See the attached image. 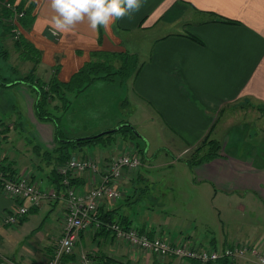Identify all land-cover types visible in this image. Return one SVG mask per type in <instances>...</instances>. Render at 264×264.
Listing matches in <instances>:
<instances>
[{"label":"crops","instance_id":"obj_1","mask_svg":"<svg viewBox=\"0 0 264 264\" xmlns=\"http://www.w3.org/2000/svg\"><path fill=\"white\" fill-rule=\"evenodd\" d=\"M20 1L22 0H15L16 3ZM24 1L27 5H34V20L30 29L23 30L22 35L40 52L36 75L43 80L48 79L53 68L58 65L57 78L61 82H67L90 59L89 54L94 51L141 54L145 39L144 35L139 38L140 34L153 32L147 55L140 62L142 66L125 84L128 85L143 120L156 121V125H159L155 128V135H158L159 140L161 141L160 133L166 130L172 140L176 139L184 145L179 153L188 148L194 151L206 135L213 134L217 120L226 110L223 109L225 106L239 101L264 106V0H141L138 10L114 18L108 25L98 26L95 30L90 27L87 18L68 29L58 30L51 19L54 10L50 0ZM173 26L180 28L168 31ZM48 30H55L57 36L50 35ZM19 63L32 67L28 61ZM99 83L102 86L124 84L96 81L89 87ZM6 89L20 97L25 112H20L16 124L12 122V118L7 121L3 119L2 116L6 115L0 112L1 130L4 127L9 129L0 135V166L13 176L29 175L39 190H52L56 193V198H45L17 226H9L2 222L1 217L14 201L0 191V264H46L61 236L66 187L59 180H54L51 166L55 163L45 162L41 155L35 157L32 147L38 145L41 149L39 154L44 150H54V127L49 122L43 123L35 119L32 110L34 96L33 93L32 96L29 94L28 87L16 85ZM126 93L128 95V90ZM16 110L19 113L17 108ZM22 115L27 123L25 127L28 129V136H23L21 132L22 125L24 126ZM123 122H128L138 130L126 119L119 120L116 124ZM224 126L227 131L232 129L229 133L224 132L227 133L224 144L227 149L230 148L227 155L221 152L220 160L196 165V172H200L203 179L210 182L218 173L221 178L227 175V184L223 189L228 194L253 192L264 198V164L255 165L254 159L256 153L264 150V134L258 131L253 134L251 129L246 132L244 120L233 122L227 119ZM100 128L104 129H82L72 137L63 133L62 135L67 139L85 138L106 132L112 127L104 125ZM21 136L26 145L21 148L28 150L19 153L15 149L13 151L12 147L21 140ZM141 136L148 142L145 134ZM10 140L14 144L8 149L7 142ZM246 143L249 151H245L244 146L238 148ZM123 144L124 142L122 145H115V152L111 146L102 149L98 146L87 147L78 156L90 155L96 151L98 155L94 154L92 157L103 162V155L104 159H108L121 153ZM141 149L147 156L145 149ZM145 162L142 161L141 166H145ZM134 172L126 173L120 180L122 199L100 203L96 218L102 224L119 221L126 228H135L149 238L161 235L170 240L192 241L201 247L213 249L236 242L243 243L236 239H221L222 245L219 246L215 239L210 238L203 243L201 237L195 233L196 229L190 232L185 228H174L172 231V220L176 217L170 218L154 212L148 215L134 213L141 196L151 193L146 184L152 183L150 176H137L136 173L132 174ZM72 179L80 192L94 186L98 181V177L87 172L72 175ZM141 186L144 187L139 188ZM137 192L141 194L138 197ZM153 194L155 201L164 195L160 192ZM246 242L255 244L254 237L251 236ZM81 253L87 255L90 264H199L189 259L158 257L149 251L134 248L116 239L114 233L105 227L96 229L94 221L86 232L79 233L75 252L64 264H79ZM228 263L256 264V259L249 258L247 262L243 259L228 260Z\"/></svg>","mask_w":264,"mask_h":264},{"label":"rangeland","instance_id":"obj_2","mask_svg":"<svg viewBox=\"0 0 264 264\" xmlns=\"http://www.w3.org/2000/svg\"><path fill=\"white\" fill-rule=\"evenodd\" d=\"M0 6H5L4 1L0 2ZM12 25L16 28L14 32L16 34L22 35L23 30L27 31L19 26L16 18L12 19ZM179 28L180 26H173L169 28L168 31H176ZM52 31L53 30H48L50 35H52ZM1 32L0 29V33ZM151 33L153 32L141 33L139 36V38H142V35H144L145 39L144 50L141 51V54L136 55L140 62L143 61V58L147 55L150 36L153 37L154 35ZM121 37L123 36L121 35ZM2 46L8 51V56L5 59H0L1 82H4L2 80L9 81V79H15L16 75L18 77L23 76L32 69V62H30L31 68L19 63H24L25 61L19 58V52L16 51L13 38H11L10 35L5 38L3 36ZM119 81L117 79L113 82H104L106 84H120ZM100 84L102 83L93 87H87L77 95L75 93L67 94L70 106L64 112L57 111L58 108L55 109V105L59 107L62 106L57 100L51 104L50 110L57 117H60L59 125L61 132L67 137H72L75 133L81 132L82 129L88 131L104 129L100 128L104 125L112 127L108 129L112 130L118 126L116 124L117 121L124 119L129 120L138 128L136 131H139V135L145 134L147 136L145 137L148 142L140 139H132V141H129L125 136L122 137L120 133H117L113 135L115 141L114 144L111 145V148L115 152L114 146L122 145V142H124L126 146L123 144L121 154H130L131 152L134 154L138 153L141 159V165L143 158H141V153L136 150L135 142H138V146L144 148L147 153V156H145V166H140V169L135 170V172L133 171L134 173L132 174L136 173L137 176L141 175L144 177L150 176V178H152V183L150 182L146 184V186L151 193H146L144 196H141L134 208V213L138 214L142 212L148 215L154 212L161 215H168L170 218L176 217L172 220V222H174L171 224V226H173V228H171L172 231L174 228H185L190 232L196 229L195 233L201 237L200 240H202L203 243H205L204 241L208 238L215 239L216 244L219 246L222 245L221 239L223 241H226V239L228 241L236 239L243 243H247L246 241L253 236L255 245H260L261 248L264 249V198H262V195L253 192H249L248 194L244 192L242 194H228L227 190L223 189L224 185L227 184V175H221L224 176L221 178L219 177V173L216 174L212 182L205 181L203 175L198 171L196 172V166L194 168L189 167L187 163H185L192 159L194 154L193 150H189L188 148L186 151H183V153H179L178 151H180L184 145L181 142L179 143L176 139H173V141L166 130L160 133L161 141L159 140L158 135H155V128L159 125H156V121L151 122V120H143L142 114L138 112L139 109L134 103L128 85L124 83L122 86H102ZM8 90L9 89L0 86V112L6 115V117L2 116L3 119L7 121V119L12 118V122L14 121L16 124L17 116H20V112L24 114L25 110L21 106L20 97ZM126 90H128V95ZM17 92L20 94V91ZM28 92L32 96V91L29 90ZM22 99L25 100L23 97ZM118 99H120L119 102H117ZM12 103L14 105L17 104L16 108L19 110V113ZM258 107L261 108L264 106H259L257 103L253 104L249 101H239L223 108L226 110L215 124V129L213 130L214 136H212L213 134H211L212 137L210 135L208 136L210 139L217 140L220 147L217 156L212 160H220L219 158L222 157L221 152L227 155V151L230 149H227L224 144V141L227 139V133L232 131L231 128L227 131V127L224 126L227 123V119L233 122L244 120L246 121V132H248V129H251L253 134L257 133V131L264 134V112H262L263 109L261 110ZM158 120L160 119L158 118ZM21 121L24 123V126L21 124V132H23V136H28L29 133H26L28 129L25 127L27 123H25L24 116L23 119L21 118ZM258 127L261 129H257ZM225 131H227V133H224ZM23 136L20 137L21 140L16 144L11 140L10 142L8 141L7 143L9 146H7V148L11 149V145L14 144L12 147L13 151L15 149L16 152L18 151L20 153L22 150H28L27 148H21L25 145ZM204 138L201 143L206 139ZM20 142L23 143V145ZM115 142L117 143L115 144ZM19 145L20 147H18ZM246 145L247 143L239 145L238 148L244 146V150L249 151L250 148ZM230 146L229 144L228 147ZM98 147L100 149L103 148L99 145ZM205 149H207L206 146H204L203 151H205ZM94 154L98 155L95 151L87 156L91 157ZM104 156L105 155L102 156L103 160H108L104 159ZM71 157H76V155H72ZM80 157L84 158L83 156ZM177 157H179V159ZM93 159H95V157H93ZM254 159L255 165L264 164V150L256 153ZM160 164L162 165L159 166ZM220 164L223 166L222 161H220ZM190 180L193 181L190 182ZM143 187L144 186H141L139 188ZM170 189H172V191ZM154 192L164 194L162 198H159L161 200L158 199L155 201L153 199L152 195H154ZM139 195H141L140 192H137L136 197ZM251 243L253 244V242Z\"/></svg>","mask_w":264,"mask_h":264},{"label":"built area","instance_id":"obj_3","mask_svg":"<svg viewBox=\"0 0 264 264\" xmlns=\"http://www.w3.org/2000/svg\"><path fill=\"white\" fill-rule=\"evenodd\" d=\"M6 6L10 7L8 4ZM20 16L21 14L15 13L14 19ZM51 33L54 36L57 35L54 30ZM91 157H71L57 169L58 173L63 176L62 184L66 187L65 216L61 227V236L46 264H64L67 258L75 252L79 233L86 232L93 221L96 229L105 227L114 233L116 239L122 240L134 248L149 251L158 257L171 256L182 260L189 259L199 264L215 263L222 259H243L247 262L249 258H255L256 264H264V252H261L258 246L252 243L236 242L220 249H213L201 247L192 241L170 240L161 235L149 238L147 234L140 233L135 228H126L119 221L102 224L96 218L100 203L105 200L114 202L122 197L121 190H119L120 180L126 173L137 170L141 166V159L138 153L134 154L133 152L119 154L103 162ZM86 172L93 177H98V181L94 186L80 192L71 185L70 176ZM0 191L14 201L13 205L3 212L1 217L2 222L9 226H17L21 218L26 216L31 209L40 206L45 198H56V193L52 190H39L29 175L13 176L2 170L1 166ZM79 264H90L86 254L81 253Z\"/></svg>","mask_w":264,"mask_h":264},{"label":"trees","instance_id":"obj_4","mask_svg":"<svg viewBox=\"0 0 264 264\" xmlns=\"http://www.w3.org/2000/svg\"><path fill=\"white\" fill-rule=\"evenodd\" d=\"M3 1L5 6H0V29L2 31L0 33V59H5L8 56V51L2 46V40L3 36L5 38L10 35V37L13 38L16 51L19 52V58L23 61L32 62L33 67L27 72V74H24L23 76L18 77L16 75L15 79H9V81L2 80L4 82L0 81V86L10 88L16 85H24L28 87L34 96L32 110L35 119L39 122H49L53 125L55 141L54 150H44L41 152L42 154H39L41 149L38 145L33 146L32 150L35 153V156L41 155L45 162L55 163L51 166L52 175L55 177L54 180H59V183L63 185V176H61L58 171L56 172V166L59 165L57 167L58 169L60 166L65 164L72 155L78 156V153L87 147H95L98 145L102 147L111 146L115 141L113 135L117 133H120L122 137L125 136L127 139H129V141H132V139H140L143 141V139L139 138L135 134V128L128 122L121 123L125 124V126L121 127L115 132L103 133L102 135H94L77 140L67 139L63 137L60 129V117H57L50 110L51 104L57 100L60 102V104H62V106L59 107L58 105H55V109L58 108L57 111L64 112L70 106V102L67 99V94L75 93L77 95L89 87L93 82L102 80L113 82L118 79L121 83H125L130 78L134 77L142 66V63H140L138 57L128 52L94 51L89 54L90 59L85 62L67 82H61L57 78L59 69L58 65L53 68V72L49 78L43 80L36 75V66L40 62V52L32 44L27 42L21 34L14 33L16 28L12 25L14 14L17 13L21 14V16L17 18L19 26L26 30L30 29L34 20V5L32 3L27 5L24 0L18 3H16L15 0H0V2ZM6 4H8L11 8L7 7ZM220 21L227 22L224 20ZM258 108L261 110L263 109L262 112H264V107ZM0 128L2 129V127ZM8 130L9 129L7 127H4L3 130H1V134L7 132ZM208 136L209 135H206V139L204 138L205 140L194 150L192 159L186 161L189 167L209 162L217 156V152L220 149L219 142L217 140L208 138ZM135 145L136 150L141 153V158H143L144 161V150L138 146V142H135ZM204 146L207 147L205 151H203ZM86 156L87 154L83 157ZM113 157L108 158V160ZM70 183L72 186H74L72 175L70 176ZM23 218H21L20 222L23 221ZM219 262L220 264H229L228 259H222L219 260Z\"/></svg>","mask_w":264,"mask_h":264},{"label":"clouds","instance_id":"obj_5","mask_svg":"<svg viewBox=\"0 0 264 264\" xmlns=\"http://www.w3.org/2000/svg\"><path fill=\"white\" fill-rule=\"evenodd\" d=\"M51 17L58 30L68 29L87 18L92 29L140 8L141 0H50Z\"/></svg>","mask_w":264,"mask_h":264},{"label":"water","instance_id":"obj_6","mask_svg":"<svg viewBox=\"0 0 264 264\" xmlns=\"http://www.w3.org/2000/svg\"><path fill=\"white\" fill-rule=\"evenodd\" d=\"M123 126H125V124H120L116 128H114V129H112L110 131L102 132V133L97 134V135H102L103 133L115 132V131L119 130L121 127H123ZM134 132L139 138L143 139V137L141 135H139V133L136 130H134ZM77 139H81V138H77ZM77 139H75V140H77Z\"/></svg>","mask_w":264,"mask_h":264}]
</instances>
